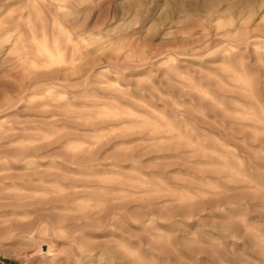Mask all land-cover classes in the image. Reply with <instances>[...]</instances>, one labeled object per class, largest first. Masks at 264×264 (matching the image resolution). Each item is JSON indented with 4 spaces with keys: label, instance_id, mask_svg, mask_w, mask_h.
<instances>
[{
    "label": "rangeland",
    "instance_id": "374dc122",
    "mask_svg": "<svg viewBox=\"0 0 264 264\" xmlns=\"http://www.w3.org/2000/svg\"><path fill=\"white\" fill-rule=\"evenodd\" d=\"M0 264H264V0H0Z\"/></svg>",
    "mask_w": 264,
    "mask_h": 264
}]
</instances>
